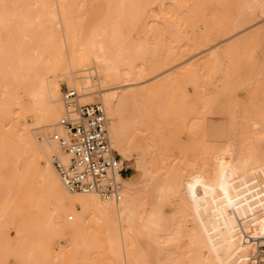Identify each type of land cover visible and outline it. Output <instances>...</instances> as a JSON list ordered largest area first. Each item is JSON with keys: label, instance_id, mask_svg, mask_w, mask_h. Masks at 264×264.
Here are the masks:
<instances>
[{"label": "bare ground", "instance_id": "6f19581e", "mask_svg": "<svg viewBox=\"0 0 264 264\" xmlns=\"http://www.w3.org/2000/svg\"><path fill=\"white\" fill-rule=\"evenodd\" d=\"M3 2L18 7L7 15L0 9V264L8 253L19 264H257L264 258L258 253L264 250L258 241L264 238V144L257 145L264 139V104L257 99L264 56L258 48L224 45L263 21L264 0ZM96 16L99 22L91 19ZM195 80L207 82V114L224 111L231 125L252 126L244 157L232 158L231 142L208 147L200 195L197 174L191 170L186 180L180 169L190 167L183 146L174 144V111L183 116L189 109L174 107V88L189 92ZM224 91L230 92L225 107ZM75 100L102 106L123 164L124 151L141 150V172L123 179L119 201L70 191L55 167L61 149L50 129L60 131L67 103ZM177 124L187 127L181 119ZM174 195L180 201L170 213ZM185 240L188 255L171 251L170 242L178 251Z\"/></svg>", "mask_w": 264, "mask_h": 264}, {"label": "rangeland", "instance_id": "374dc122", "mask_svg": "<svg viewBox=\"0 0 264 264\" xmlns=\"http://www.w3.org/2000/svg\"><path fill=\"white\" fill-rule=\"evenodd\" d=\"M97 17L98 16L91 18V19L94 22H99L101 20V17H98V18ZM260 17L263 18L262 19L263 21H260V23H257V25H255L254 27L237 35V37L225 42L224 45L226 46V48L227 49L234 48V47L236 48L240 47V49H243V48L249 49V47H251L250 49L258 48V52L263 57L264 56V16L262 15ZM260 17L258 19H260ZM249 24H246V25H249ZM246 25L240 26L239 28H243ZM237 29L231 30L228 33V35L237 31ZM61 83H62L61 84L62 90L66 92L68 90L67 82L65 80H62ZM206 83L207 82L205 80H195L193 86L187 87V90L189 92L185 91L186 90L185 88L183 89L181 87L174 88V107L181 105L183 107L189 108L188 113L186 114L184 113L183 116H180L181 114H177L174 111V144L179 143L178 145L183 146V151H185L184 152L185 154L184 153L183 154L185 155V157L188 158V161H189L188 163L190 167L180 168L184 172V174L187 176V177L185 176L184 179L187 180L189 178L188 174L191 170L197 174L193 180L195 183L196 193L198 195H200L202 192V189L204 186L203 173L209 164V159H208L209 152L207 150L208 147L212 149L221 148V147H224L228 142H231L234 144V147H235L232 158L244 157L246 155L247 148L249 147V144L251 141L249 136L252 130L251 125H231L232 118L229 117L227 113H223L224 111L222 113L220 112L216 113V115H214V113H208L209 115L206 113L204 109V105H203L205 103V99L208 97L207 93L209 91V88L207 87ZM218 83L220 84V82ZM210 91H213V89H211ZM244 92L245 91L242 90L241 93H244ZM261 92L259 93L260 96L258 95L257 99L260 100V102L264 104V84H263V91ZM226 93H230V92L224 91L220 99V103L223 104L224 107H225V103L227 102V98H224ZM63 94L64 93H62V98H63ZM81 101L80 103H84V101L82 102ZM99 101H100L99 97L94 100V102H99ZM232 106L234 105L232 104ZM228 109L229 108H224L225 111H228ZM180 119L184 121V123L187 126L186 128H182L180 125L177 124V122H180ZM208 121L211 122L213 126L206 125ZM209 128H215V129L210 130ZM216 128L218 129V133H217ZM263 130H264V127H263ZM54 131H55V127H52V130L50 129V134H49L50 137H52ZM214 133H217V135ZM262 144H264L263 138L258 140L257 142V145L259 146H261ZM262 146L264 148V145ZM124 152H125V155L123 156V158L125 159V165L127 166V169H128L127 177H133L134 175H139L141 171L138 165V159L141 156V150L136 149L133 152H127V151H124ZM54 155L55 154H53V156ZM177 157L178 159L176 158V162H174V164L178 163L177 160H179L180 162V159H181L180 156L178 155ZM176 167H178V165H176ZM196 178H199V181H200L199 183H197ZM144 184H145V190H148L151 186V181L147 180ZM179 201H180L179 197L174 195V197H172L167 203L166 210L169 211L170 213L173 212L175 205L178 206ZM188 224L192 225V223L190 222H188ZM189 228L188 230H186V232L188 231L187 233H190ZM10 234L13 236L15 232L11 229ZM262 240H264L263 237L258 238V241H262ZM61 242L63 243V245L67 244L64 238H61ZM180 244L183 246H181L180 250L177 251V250H174V241L170 242L169 246L173 248L171 251L173 252L175 251V253L177 254H179L178 252H182L184 255H188L187 241L185 240L183 242H180ZM9 254L10 253L4 256V260L6 264H19L18 259L15 256V254L14 256L12 253L11 255Z\"/></svg>", "mask_w": 264, "mask_h": 264}, {"label": "built area", "instance_id": "2783aa9c", "mask_svg": "<svg viewBox=\"0 0 264 264\" xmlns=\"http://www.w3.org/2000/svg\"><path fill=\"white\" fill-rule=\"evenodd\" d=\"M67 106L59 121L60 131L53 133L61 149L54 164L63 182L70 191L93 192L119 201L128 169L110 145L108 119L102 106L77 100ZM263 251L258 253L263 255ZM263 262L260 255L256 263Z\"/></svg>", "mask_w": 264, "mask_h": 264}, {"label": "snow or ice", "instance_id": "6c2138e0", "mask_svg": "<svg viewBox=\"0 0 264 264\" xmlns=\"http://www.w3.org/2000/svg\"><path fill=\"white\" fill-rule=\"evenodd\" d=\"M15 7H18V5H8V4H5L3 2V0H0V9H3L4 10V12H3L4 15H7V10L9 8H15ZM196 181H197V183H199L200 182L199 181V178H196ZM189 187H192V186L189 185Z\"/></svg>", "mask_w": 264, "mask_h": 264}]
</instances>
